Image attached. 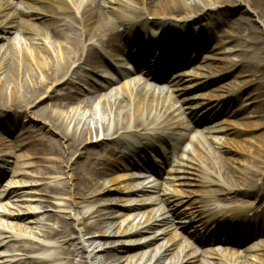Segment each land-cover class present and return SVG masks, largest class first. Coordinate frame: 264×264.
<instances>
[{"label": "bare ground", "instance_id": "6f19581e", "mask_svg": "<svg viewBox=\"0 0 264 264\" xmlns=\"http://www.w3.org/2000/svg\"><path fill=\"white\" fill-rule=\"evenodd\" d=\"M41 5H46L49 10L42 9ZM222 5L236 7L241 10V14L247 13L248 8L252 9L256 14L255 16L261 20L264 28V0H21L14 7L9 1H0V33L3 35L0 36V41H6L5 47L4 44H0V109H12V114L16 118L22 115L27 116L29 113L40 116L41 120L48 124V128L58 131L60 137L68 142L67 152L58 153L55 143L50 139H40L38 141L39 145L43 144L46 148V156L43 159L48 164L38 171L39 177L48 179L46 184L50 190L46 196H51L54 200L64 199L70 201L68 204H55L57 207L67 206V209H69L68 219L76 217V213L72 212L74 210L71 208L77 203L73 199L75 194L86 193L85 195L95 197L109 190V184H115L118 179L123 178V176L108 178L115 166L125 171H130L131 168L137 170L141 168L150 169L148 165L138 167L135 166L136 164L127 163L129 158L127 155L134 153V151H130L126 155L118 152L119 156H108L109 161L101 164L100 168L93 166L91 159L96 154L97 148H100L106 139L114 141L115 145H118L121 140L148 139L149 134L153 132L150 126L156 120V114H160L165 109L164 114L166 117L163 120L166 124V134L163 140L182 141L181 131L186 127L175 121V111L177 109L170 112L166 108V103L171 96L176 103L186 104V109L195 114L194 120H198L199 113L196 107L192 105L189 98L185 97L189 87H185L181 83L187 80L184 77L199 76V79L194 80L200 86V84L204 85L210 81L209 76H204L201 73L196 74L193 68L190 71H186L187 69L181 70L172 76L175 87L172 90L170 87L167 89L158 88V90L156 88L151 89L148 88V82L158 83L160 80L159 75L166 73L171 68L186 66L193 60L194 55L198 56L193 46L197 41H199V44H203L207 35V33H204L206 29L198 28L201 17L205 15L206 10L217 9ZM109 17H112V19ZM213 18L214 16L209 17L210 29L215 28L217 25H232L239 28L241 33H246L248 37L253 36L256 32V29L246 27L241 16L228 19L223 15L212 21ZM52 19L60 22L63 29L73 31L72 35L68 36L64 33L52 31L46 33L48 36L47 42L45 38H39L44 33L37 32L31 39L32 43H26L25 39L18 36L19 33H26L25 27H37L39 22L45 23L47 20ZM137 20L139 22H136ZM254 22L257 23L256 20ZM167 25H173L174 29H158L154 32L149 29L151 26L163 27ZM190 27L193 29H188ZM135 28H140V31H142L140 38H133L132 32ZM260 34L264 36L263 29ZM254 38L250 41H255L256 38ZM193 40L196 42H192ZM130 42L136 43L135 49L127 45ZM146 47L155 48L158 51L156 55L161 54L160 50L174 55H181L172 58H157L155 56L153 59L148 56L150 49ZM196 48L201 49L199 46H196ZM255 48H257L256 45L249 51L251 55L249 60L256 54L258 56L256 59L257 64L254 65V63L248 62L247 66L250 70L255 68V71L260 73V77L263 78L264 48L260 49L259 52ZM105 53H111L112 59H123L128 63H132L134 65L132 66V72H127L123 78L127 79L143 73L146 79L144 85L128 82L122 85V88L114 95L102 97V93L109 91L112 82L109 79H103L101 82L96 81L94 84L96 98L87 99L83 97V88L75 83L78 76L93 73L100 68H103L108 75L115 72L116 68L105 57ZM218 55V52L211 51V54L204 59L210 58L214 61H223ZM236 65V63L231 64L227 71L232 70ZM201 70L203 68L200 67L199 71ZM81 82L83 86L89 84L88 80H81ZM58 86L60 88L56 89ZM55 92L60 93L58 98L54 97ZM234 93H236L234 90H228L224 94L209 95L208 98L209 100L215 99L217 106L220 107L226 102L228 103L231 97L220 98L227 95L234 96ZM97 98H99L98 102L103 107L102 115L92 107V103H96ZM55 106L57 110L48 112ZM45 124L43 127H46ZM208 132L215 134V130L208 129ZM232 133V131L226 130L225 135ZM222 136L217 134L205 137L203 140L202 137L197 138L193 142L192 150L187 152L186 158L172 170L174 179L186 187L195 181V177L203 179L199 176V164L194 158L199 149L203 154L209 155L205 159L198 155L203 162H206L207 159L214 161V154L210 153L208 149L233 153L238 158L245 157L239 150L227 148L226 138L222 139ZM93 138L96 141L95 144H92ZM209 141L211 142L210 145ZM82 144L84 146L80 149ZM4 149H6V145L3 141H0V152L4 153ZM145 149L147 150V147L143 149L138 147L135 150L143 154ZM263 150L258 146L253 148V152L257 157L255 156L256 162L255 165L251 166V169L253 168L255 173H245L248 178L260 182L262 186L264 184ZM75 153L78 154L77 159L68 165L70 157ZM5 155H11L13 158L12 151L5 152L0 155V163L7 162L4 160ZM34 155L30 157H34ZM52 156L57 157L53 158ZM218 158L222 157L218 156ZM34 164V161L26 162L22 164V167L26 169ZM64 164L66 165L65 168L62 167ZM245 167L247 168L248 165L246 164ZM66 169H68V172H66ZM4 172V169L0 168V176ZM233 172L236 178L243 179L236 170ZM233 172L231 173L233 174ZM219 173L216 176L218 180L210 178L208 183H223L220 180V175L223 177L225 175L229 176L230 170L226 173V170L219 167ZM8 174H11L12 179L7 180L3 186L0 185V233H2L0 235V246L2 245L8 249L7 244L15 241L22 243L17 247L19 251L32 254L51 252L50 255L45 254L43 256L22 254L21 256L26 255V258H30V263L119 264L122 258L114 255L112 250L124 248L122 245L125 242L107 240L102 242V248H94L89 251L99 243L97 239L100 240L103 237L128 239L137 237L143 232L153 230L161 222H165L168 215H178L171 198L160 188H154V191L161 196L160 202L167 208V210L163 208L166 213L162 216V220H158V217L150 213L145 221H139L137 225H133L132 222L128 221V217L122 215L125 224L123 230L119 231V227L118 231L111 232L114 223L109 219L113 218L116 213L111 207H106L92 212L91 215H94V217L91 218L94 221L91 223H84L83 220L76 219V223L82 224V229H77L78 233L74 237L70 231L72 230V224L66 220L67 217L60 216L57 213L66 211L58 210L49 215L46 214L48 206L42 205L39 209L36 208L37 204L40 205L41 202L46 201L36 199V205L28 204L24 207L15 205L16 208L10 206L8 201L13 203L14 201L25 200L21 197L28 193L27 190H32L35 185L33 182L16 180L13 177L24 178L35 175H31L24 170L11 171ZM63 176L66 177V180L62 178ZM132 178L129 177L127 185L131 183L133 185L135 180ZM229 181V184L223 183L226 187V197L218 198L214 196L212 199H203L200 202L201 210L195 209V216L196 220L202 221V224L207 225L210 222L209 227L211 229L219 230L221 228L224 235L228 236L226 241L233 242V237L238 238L242 235L247 238L248 235L260 233L264 230L262 225L256 227L253 221L256 220L257 222L259 217H264V209L260 214L258 213V219L256 217L253 220L248 219V212L252 211L249 208V210L234 209L230 213L229 220L219 221L211 204H223L231 199L229 198L230 195H236L237 188L234 187L233 180ZM68 184L70 188H73V191L71 192V189H68L66 199L59 192ZM131 185L124 190H119L117 187L114 189L119 191L124 199L128 200L131 199V195L144 192L135 191ZM262 186L258 189L253 186L251 190L256 196L257 194H263L264 188ZM34 200L35 198L30 199V201ZM99 201L101 200L94 199L92 202L99 203ZM110 201V199L102 200V204L105 205ZM18 208H23L25 212H21ZM218 210H220L219 214L224 211V209ZM224 213L228 212L224 211ZM50 220H53V223L46 222ZM185 228L186 231L192 230V232L188 231L190 236L197 239L196 230L188 226ZM81 232L88 235V239L84 240ZM175 237L174 234L173 239ZM41 240H52L54 242L53 244H47ZM71 240H75V242H70ZM127 241L129 243L133 242V240ZM33 242L38 243L39 246L33 247L25 244H32ZM210 242L212 241L210 240ZM168 244L169 242L165 245L162 243L161 249H164L165 252L170 250L171 246H168ZM159 249L156 248L151 259L144 264H150L160 253ZM247 251H253V249L250 247ZM16 256L12 254L10 260L4 261L5 264L7 262L9 264H25V260L16 259ZM0 257H4V255L0 254ZM129 257L133 259L135 256ZM209 258L211 259L210 264H264V249L260 252L243 255L226 252L219 254L212 250ZM193 259V254L186 253L169 264H189Z\"/></svg>", "mask_w": 264, "mask_h": 264}, {"label": "rangeland", "instance_id": "374dc122", "mask_svg": "<svg viewBox=\"0 0 264 264\" xmlns=\"http://www.w3.org/2000/svg\"><path fill=\"white\" fill-rule=\"evenodd\" d=\"M7 1H9L14 7L19 4L20 0ZM41 7L44 10H49L46 5H41ZM248 9L249 10L245 14H241L240 9L228 5L219 6L217 9L213 10H206L205 15L201 17L200 23L198 24V28L206 29L204 32L207 33L206 39L203 44H199V41H192L196 42L195 45L201 48L197 49L195 45L193 46V49L197 52L198 56L196 57V55H194L192 62L186 66L172 68L171 70H167L166 73L159 75L160 80L158 83L148 82V88H156V90H158V88L167 89L170 87L172 90L175 88L172 76L181 70L187 69L186 71H190V69L193 68L196 74L201 73L204 76H209L210 81L201 87L198 85L196 80H193L195 77H184L188 80L181 83V85L189 87L185 97L189 98L192 105L196 107V110L199 113L198 120H194L196 116L195 114H192L191 111L186 109V104L181 102L176 103L172 96L166 103L168 111L172 112L177 109L175 111V121L186 127V129L181 131L183 140L180 142L175 140H163L164 135L166 134V124L163 120L166 117L164 114L165 109H163L160 114H156L157 118L150 126L153 129V132L149 134L148 139L145 138V140L137 139L129 140L127 142L124 141L120 142L118 146L113 145L114 141L106 139L102 146H100L101 148H97L96 154L91 159L93 166L97 168L101 167L102 163L109 161L108 156H119V151L125 155L130 151H134V153L129 154L128 162L136 164L140 167H142L141 165H148L150 169L142 168V170H137L131 168L130 171H125L115 166L108 178H120L122 176L123 178L118 179L115 184H109V190L102 192L95 197H92V195H85L86 193L75 194L73 199L77 203L75 206L71 207L74 210L72 212L76 213V217L74 218L68 219L69 209H67V206L57 207L55 205L68 204L70 201L64 199L54 200L51 196H46L47 192L50 190L46 184L48 183V179L45 177H39L38 175V171L42 170L43 166L48 164L45 159H43L46 156V148L43 144L39 145L38 141L40 139H50V141L55 143V148L58 153L67 152L66 149L68 142L60 137L58 131L51 129L50 127L48 128V124H45L41 120L40 116L29 113L27 116L22 115L16 118V116L12 114V109H0V141H3L6 145V149H4L5 152H13V158L11 155H5L4 160L7 162L0 163V168L5 171L0 177V184L2 183L3 186L7 180L12 179L11 174H8L11 173V171L24 170L31 175H35L24 178L13 177L16 180L33 182L35 185L32 190H27L28 193L21 197V199L25 200L14 201L13 203L8 201V204L13 208H16L15 205H19L21 207L28 204L36 205V199L46 201L41 202L40 205L37 204L36 208L39 209L42 205L48 206V208H46V214L49 215H52L53 212L58 210L66 211L57 213L60 214V216L67 217L66 220L72 224V230L70 231L72 235L76 237L78 233L77 229H82V224L76 223L75 220L79 219L83 220L84 223H91L94 221V219L91 218L94 217V215H91L92 212L95 210L105 209L106 207H111L116 213L113 218L109 219V221L114 223L112 229L110 230L111 232L118 231L119 227V231L123 230L125 224L123 223L122 215L128 217V221L132 222L133 225H137L139 221H145L150 213L158 217V220H162V216L166 213L167 208L164 204H162V202H160L161 196L154 191V188H160L169 198H171L173 204L175 205V210L178 212L177 216H174L173 214L168 215L165 222H161L153 228V230L143 232L137 237L129 239L123 237H103L100 240L97 239L99 243L89 251L94 248H102L103 241H124L125 243L122 245L124 248L112 250L114 255L122 258L119 264L147 263L153 256L156 248H160V253L151 261L150 264H169L175 261L177 257H181L186 253H191L194 257L189 264H210L211 259L209 258V254L212 250L219 254L226 252L231 254L239 253L240 255L253 254L255 252L262 251L264 249V230L260 233H250L252 235H248L247 238H244L242 235L238 238L233 237V242H227L226 239L228 236L224 235L221 228H219V230L211 229L209 224H202L201 220H196V216L194 214L195 209L201 210L199 203L203 199H211L213 196L224 198L226 196V187L223 183L229 184V180H233L232 183H234V187L239 189V191L238 194L232 198V200L225 202V204H219L220 209H226L228 211L231 210L230 212H232L234 209L249 210V208H251L252 211L248 212V218L251 220L253 217L258 219L257 213L263 211L264 209V193L257 194L256 196L253 193V190L248 189L252 185H255L257 189L262 185L260 182H255L254 179L251 180L246 176L247 174H245L255 173V170L253 168L251 169V166L255 165L257 157L255 152H253V148L258 146L263 150L264 147V76L263 78L260 77L261 74L256 72L255 68L250 70L247 66L248 62L254 63V65L257 64L256 59L258 56L255 54L253 58L249 60L251 57L249 51L254 48V45L257 46L255 49L258 52L260 49L264 48V36L260 34L262 29L264 32V28L261 20L255 16L256 14L254 11L250 8ZM223 15L228 19H234L241 16L246 27L256 29L255 34L248 37L246 33H241L239 28L232 25H217L215 28L212 27L210 29L209 17L214 16L212 21H215L216 17H222ZM109 18L112 19V17ZM255 20L257 23L254 22ZM25 28L27 30L26 33H19L18 36L25 39L26 43H32L31 39L37 32H43V36H39V38H45L47 42L48 36L46 33L57 31L68 36H71L73 33V31L63 29L62 24L53 19L47 20L45 23L39 22L37 27L30 26ZM188 29L193 28L190 27ZM136 30L135 32H132L133 38L135 39L140 38V34L142 32L139 31L140 28H137ZM0 36H3L2 33H0ZM252 38H254L255 41H250ZM5 42L6 41L1 40L0 44H4L5 47ZM127 45L133 48L137 46L134 42H130ZM211 51L218 52L223 61H214L210 58L204 59L207 55L211 54ZM160 52L161 54L158 55V58L162 56H172L166 51ZM149 53L153 56V59L156 54H158L156 49H151ZM110 54L105 53V57L114 63L115 67H117V73L112 72L111 75H108L103 69H97L95 73H90L87 76L80 75L75 79V83L83 87V97L87 99L96 98L94 84L96 81L101 82L103 79H109L112 82L109 91L107 93H102V97L114 95L115 92L122 88V85L128 83L129 81H134L141 86L144 85V82H146L143 73H141V75L131 77V79H124L122 78L123 76L119 78L120 74L131 72L132 64L123 59L113 58V60L111 58V60L110 57H112V55L110 56ZM120 57L124 58L121 55ZM233 63L237 64L236 67L227 71L229 66ZM200 67L203 68V70L199 71ZM197 77V79H199V76ZM81 80H89V84L87 86H83ZM118 80H120V82ZM58 88L59 87H57V89ZM228 90H234V92L236 91L237 93H234L233 97L232 95H227L220 98L225 99L231 97V100H229L228 103L226 102L220 107L214 103V101H216L215 99L209 100L208 98L209 95L216 96L224 94ZM58 94L59 92H55L54 97ZM236 95L237 97H235ZM98 99L99 98L96 99V103H92V107L102 115L103 107L98 102ZM53 110H57V107L55 106L51 108L48 112ZM44 124L46 127H43ZM208 129L215 130V134L209 133ZM226 130L232 131L233 133L225 135ZM217 134L223 135L222 139L226 138L227 148L230 147L233 150L237 149L242 152L245 157L238 158L233 153L230 154L224 151L208 149L210 153L214 154V161L207 159L205 160L206 162H203L199 156L205 159V157H209V155L207 156L206 154H203V152L199 149L197 154L194 155V158L199 164V176L203 179H197L195 177V181L188 187L183 186L179 181L174 179L172 170L178 163L182 162L186 158L187 152L192 150V146H194L193 142L197 138L202 137L203 140L205 137H211ZM134 141L136 142L132 144ZM95 142L96 141L93 138L92 144H95ZM208 143L210 145L211 142L209 141ZM83 146L84 144L80 146V149ZM138 147H147V150L145 149L142 154V152L135 150ZM199 152L200 154H198ZM4 153L0 152V155H3ZM33 154L36 156L34 155V157H30ZM77 156V153L72 155L68 165L72 164L77 159ZM218 156H221L222 158H218ZM52 157L56 158L57 156ZM30 160L34 161L35 164L30 168L23 169L22 164L31 162ZM246 164L248 165L247 168L245 167ZM65 166L66 165L64 164L62 167L65 168ZM219 167L226 170V173L230 170L229 176L225 175L223 177L220 175V180L223 183L219 182V184H209L208 180H210V178L218 180L216 179V176L220 174ZM232 168L233 171L236 170L237 173L240 174L243 178L242 180L236 178ZM6 172L7 174H5ZM66 172H68V169H66ZM231 172H233V174ZM126 174L128 175L126 176ZM130 176L135 180L133 185H131L132 183L130 184L134 187V190L144 192L133 194L130 196L131 199L128 200L124 199L123 195L114 188L117 187L119 190H124L127 186L129 187L130 185H127V182ZM62 178L65 179L66 177L63 176ZM68 185H66V187L59 192L61 196L66 199L68 197V189H71V192L73 191V188H70V185ZM31 198H35V200L30 201ZM94 199H99L101 201H99V203H93L92 201ZM107 199H110L111 201L109 203H105V205L104 203L102 204V200L104 201ZM215 206L216 204H211V207L214 208ZM163 208L166 210L164 211ZM86 209L88 210L86 211ZM19 210L21 212H25L23 208H20ZM144 211L146 212L143 214ZM215 214L218 215L219 221L228 220L230 217L229 213L224 214L223 212L222 214H219L218 209L215 211ZM253 221L256 227L258 225H262V228L264 229V217H259L257 222L256 220ZM46 222L53 223V220ZM184 225L197 231V239L190 236L189 232H192V230H188L189 232L186 231V226ZM1 234L2 233H0V235ZM174 234L176 235L175 239H173ZM81 235H83L84 240L88 239V235H84L83 232H81ZM127 240H133V242L129 243ZM210 240L212 242H210ZM41 241L47 244H53L54 242L52 240ZM70 242H75V240H71ZM167 242H169L168 246H171V248L165 252L164 249H161V245L162 243L165 245ZM20 244L22 243L15 241L9 242L7 244L8 249L1 245L0 254L4 255V257H0V264H5V260H10L12 254L17 255L16 259L25 260V264H41L36 262L30 263V258L28 259V257L26 258V255H21L25 253L27 256H43L45 254H51L49 251L39 254L19 251L17 247L20 246ZM25 244L33 247L39 246L36 242H33L32 244ZM250 247L253 251H247ZM129 256L135 257L130 259ZM6 264L9 263L7 262Z\"/></svg>", "mask_w": 264, "mask_h": 264}]
</instances>
